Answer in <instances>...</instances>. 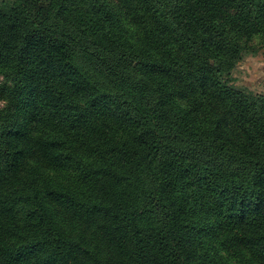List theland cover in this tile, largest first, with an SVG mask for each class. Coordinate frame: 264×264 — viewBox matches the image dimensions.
Returning a JSON list of instances; mask_svg holds the SVG:
<instances>
[{
  "label": "trees",
  "instance_id": "obj_1",
  "mask_svg": "<svg viewBox=\"0 0 264 264\" xmlns=\"http://www.w3.org/2000/svg\"><path fill=\"white\" fill-rule=\"evenodd\" d=\"M264 0H0V264H264Z\"/></svg>",
  "mask_w": 264,
  "mask_h": 264
},
{
  "label": "rangeland",
  "instance_id": "obj_2",
  "mask_svg": "<svg viewBox=\"0 0 264 264\" xmlns=\"http://www.w3.org/2000/svg\"><path fill=\"white\" fill-rule=\"evenodd\" d=\"M233 77L236 86L245 87L255 94H264V48L254 56L244 57L234 69Z\"/></svg>",
  "mask_w": 264,
  "mask_h": 264
}]
</instances>
